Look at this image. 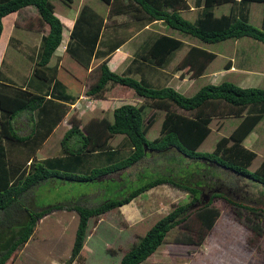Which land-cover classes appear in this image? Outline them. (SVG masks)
I'll list each match as a JSON object with an SVG mask.
<instances>
[{
	"label": "trees",
	"instance_id": "1",
	"mask_svg": "<svg viewBox=\"0 0 264 264\" xmlns=\"http://www.w3.org/2000/svg\"><path fill=\"white\" fill-rule=\"evenodd\" d=\"M102 1L110 6L112 12L126 13L140 24L162 21L172 30L203 43L248 37L264 44V7L259 28L248 22L249 3L264 5V0H195L198 9L192 21L181 14V10L188 8L186 0ZM224 3L231 4L230 11L216 16L214 8ZM27 6L36 9L38 22L44 30L35 56H29L33 63L32 74L19 84L0 70V264H5L16 250L27 243L37 221L52 211L74 210L78 213L68 258V262L72 263L83 249L91 217L128 204L158 185L168 184L186 191L190 201L174 206L157 219L118 263L140 264L159 248L172 228L185 222L193 213L203 231L212 228L219 212L211 203L216 196L223 194L212 192L208 202H202L204 190L216 189L218 186L211 188V183L206 182L209 173L218 179L224 174L237 179L243 177L264 186V158L255 169L250 170L256 153L243 145L244 139L264 118V86L240 87L222 81L205 84L193 95L187 96L168 83L149 84L144 79L149 74H145L149 71L146 69H163L172 62L175 52L184 46L182 39L165 33L155 36L150 43L144 44L142 50L136 51L137 59L144 62L145 66L140 70V78L114 72L106 62H102L99 64L98 76L85 91V95L91 98L97 96L99 99H109L112 88L119 87L129 91V96L133 94L142 101L123 103L113 109L111 118L90 119L85 124H81L77 116L70 117L67 121L69 128L61 139V146L66 153L38 159L36 153L66 116L76 96L67 93V86L56 75L57 65L51 64L62 42L64 30L52 0H0V36L3 30L2 17ZM86 11L87 4H84L70 31L71 40L76 25ZM92 29L85 45L90 55H96L102 20L94 24ZM121 43L112 40L101 54L109 56ZM215 55V52L191 45L174 70L187 67L192 71V78L199 77ZM245 62L248 63L243 58L236 59V62L235 59H228L226 69H230L232 63L241 67ZM79 86L78 89L82 87ZM218 104L222 105L221 110ZM174 106L184 112H177ZM159 111L163 112L159 134L148 139V130L154 126ZM23 113L30 122V130L19 134L14 121L24 116ZM219 114L237 117L239 122L229 135H223L216 141L211 151H199L211 131L210 123ZM115 135H123L120 147H112L108 143ZM147 157L164 158L168 166L163 171L149 169L139 173L133 181L138 182L134 184L135 187L121 195L106 198L90 207L77 203L36 204L33 192L41 183L55 179L95 181L103 175L129 168ZM225 198L232 204L252 209L241 202ZM197 201H201V204L195 211L191 210ZM260 210L264 215V208ZM260 230V226L254 225L253 232L257 234Z\"/></svg>",
	"mask_w": 264,
	"mask_h": 264
},
{
	"label": "rangeland",
	"instance_id": "2",
	"mask_svg": "<svg viewBox=\"0 0 264 264\" xmlns=\"http://www.w3.org/2000/svg\"><path fill=\"white\" fill-rule=\"evenodd\" d=\"M52 1L55 5L56 15L62 18L66 26V17L72 19L75 17V13L78 15L82 5L87 4V11L85 14L83 13V18L76 25L72 40L68 37L69 41L71 40L69 43L71 45L65 56V60L73 57V62L77 63L76 65L73 62L67 63L68 70L73 75L65 71L63 78L64 81L68 80L67 93L76 96V101L68 107L63 121L38 150V158L66 153L61 146V139L64 131L69 128L67 121L70 117L77 116L81 119V124H85L90 119L94 121L100 117L111 118L113 109L123 103L142 101L133 94L129 96V91L119 87L112 88L111 95L114 97L110 95L111 98L105 100L99 99L97 96L91 98L85 95V91L98 76L99 64L102 62H106L112 71L119 74L141 77L142 72L140 70L144 69V62L130 64L128 60L122 61L120 60L121 53L112 56L101 54V51L107 50L114 38H125L124 36L129 35L128 32L135 29L129 24L123 25V23L131 20L129 15L125 14V18L120 17V19L114 18L112 11L110 10V13L107 11V4L101 0ZM228 10L229 4L224 3L218 5L214 12L216 16H219L222 13H227ZM262 11V3L250 2L248 22L259 28ZM181 14L192 21L195 18L196 10L193 12L183 10ZM105 18L107 19L106 23ZM101 20L102 30L97 47L98 53L90 55L85 40L89 31L93 30L94 24ZM38 21V13L34 7L23 9L19 13L18 23L20 27L11 26L12 31L10 30L8 33L9 39L13 38V40L11 42L9 40L10 45L7 44L9 46L8 53L4 62L0 61V70L19 84H22L24 79L32 74L33 63L29 56H35L36 50L39 49L41 34L39 29L41 32L43 31ZM28 23L34 25L33 28ZM130 23L135 22L131 20ZM135 24L140 25V23ZM70 28L72 27L68 25L64 31L68 33ZM4 31L6 33L7 29ZM162 33L182 39L184 47L175 52L170 64L163 69L151 70V74H148L149 79L144 77L146 81L150 82H148L149 84L168 83L187 96L193 95L205 84L222 81L232 82L240 87L264 86V44L248 37L226 39L207 44L197 38L172 30L161 21H156L149 24L148 28L142 30L136 38H132L126 45V49L135 48L139 41L145 37L152 40ZM191 45H197L215 52L216 55L208 63L207 70L219 72H216L213 77L210 76L211 72H209L192 78V71L188 70L187 67L182 68V70H174V67L179 64ZM61 47L62 44L56 51V55L60 54ZM227 58L235 59V62L236 59H245L248 62L245 64L250 71H240V69L223 71ZM137 65L138 68L135 69L134 67ZM70 67H74V69ZM180 74H183L184 77ZM75 77L85 82L80 88L81 90L78 89L80 82ZM78 90L80 91L78 92ZM221 106L218 104V108ZM174 110L184 112L175 106ZM220 114L210 123L211 131L199 147V151H211L216 141L223 135H229L239 122L237 117ZM24 117L14 121V126L19 134H25L30 130V122L26 114ZM162 119L163 112L159 111L154 126L148 130V139H153L159 134ZM122 141L123 135H115L110 138L108 143L112 147H120ZM243 145L256 153V157L249 168L253 170L264 158V118L246 137ZM165 166H168V162L164 158L147 157L129 168L103 175L95 181L75 182L61 179L47 181L41 183L33 194L37 205L77 203L90 207L106 198L121 195L126 190L133 189L134 184L138 183L136 181L133 183V181L139 173L149 169L163 171ZM126 174L129 175V178ZM120 178L123 181H120ZM216 179H218L217 176L208 174L205 178L206 182L211 183V188H215L216 185L218 188L205 189V194L202 197V202H208L206 201L207 197L209 198L212 192L219 191L223 194V196H216L211 203V206L219 212L212 228L203 231L195 213H193L185 222L172 228L159 248L140 264H264V215L260 210L264 208V186L246 178L237 179L228 174L222 175L218 180ZM225 196L233 201L248 205L252 209L232 204ZM189 201L190 196L186 191L168 184H162L135 197L128 204L99 216L91 217L83 249L72 263L68 262V258L78 223V213L74 210L52 211L37 221L33 235L27 243L12 254L5 264H118L124 253L144 235L157 219L167 214L174 206ZM200 202L194 203L191 210L195 211L194 209L201 204ZM254 225L260 226L261 230L257 234L253 232Z\"/></svg>",
	"mask_w": 264,
	"mask_h": 264
},
{
	"label": "crops",
	"instance_id": "3",
	"mask_svg": "<svg viewBox=\"0 0 264 264\" xmlns=\"http://www.w3.org/2000/svg\"><path fill=\"white\" fill-rule=\"evenodd\" d=\"M102 1V0H101ZM104 2V1H103ZM105 3V2H104ZM186 3H187V7L188 8H186V9H184V10H187V11H189V12H193V11H195L196 10V12H197V9L198 8H196L195 7V0H186ZM255 3H257V2H255ZM225 4H229V10H228V12L230 11V9H231V4L230 3H225ZM120 5H121V3H120ZM221 5V4H220ZM108 6V8H107V11H108V13H110V6L109 5H107ZM28 7H31V6H27V7H24L23 9H26V8H28ZM116 7V6H115ZM217 7V6H216ZM215 7V8H216ZM263 7H264V5H263ZM214 8V9H215ZM23 9H21V10H23ZM21 10H19V11H17V12H13V13H10V14H8V15H6V16H4V17H2V24H3V30H2V33H1V36H0V61H3L4 62V60H5V58H6V56H7V53H8V48H9V46L8 45H10V43H9V37H8V33H9V31L11 30L12 31V29H11V26H19V23H18V19H19V13H20V11ZM182 11L183 10H181V13H182ZM227 12V13H228ZM263 12V11H262ZM215 13V12H214ZM125 14L126 13H122V12H119V13H116V12H112V16L115 18V17H117V18H119L120 19V17H124L125 18ZM222 14H226V13H222ZM126 15H128V14H126ZM216 15V14H215ZM221 15V14H220ZM59 16V15H58ZM74 16L75 17H73L72 19L71 18H67L66 17V21H67V26L69 25L70 27H73V24H74V20H75V18H76V13L74 14ZM111 16V17H112ZM195 16H196V14H195ZM248 16H249V6H248ZM130 18H131V16H129ZM262 17H263V15H262ZM60 19L62 20V18L60 17ZM119 19H117V20H119ZM15 20H16V22H15ZM107 19L105 18V23L107 22L106 21ZM131 20H132V22H135V23H139V22H137L135 19H133V18H131ZM131 20L130 21H127L126 23H123V25H131L132 27H134L135 29L132 31V32H128L129 33V35L128 36H124L125 38H114V42H116L117 40L118 41H122V43L118 46V48H116L110 55L112 56L113 54H119V53H121V59L120 60H125V61H129V63L130 64H135L136 62H139V63H141L142 61L141 60H138L137 59V56H136V51H138V50H142L141 48L144 46V44L145 43H150V39L148 38L147 39V37H145V38H143V39H141L140 41H139V43L137 44V46L135 47V48H128V49H126V45L130 42V40L132 39V38H136L138 35H140V32L142 31V30H144V29H146V28H148V25L149 24H151V23H153V22H151V23H147V24H140L139 26L138 25H136L135 23H130L131 22ZM262 21V20H261ZM63 22V21H62ZM154 22H156V21H154ZM162 22V21H161ZM40 24V23H39ZM38 24V25H39ZM63 24H64V30L67 28V26H66V24L63 22ZM122 24V23H121ZM120 24V25H121ZM28 25L29 26H31V28H33V26L31 25V23H28ZM40 26V25H39ZM20 27V26H19ZM30 28V29H31ZM41 28V30H43V27H40ZM5 29H7V32L5 33ZM72 28H70V29H68V33L70 34V30H71ZM63 30V39H62V42H61V44H62V47H61V49L59 50L60 51V54L58 55H56L55 54V58L52 60V62H51V64L52 65H57V68H58V72H57V76H58V78L59 79H61V81H63V83L67 86V88H69V86L67 85V83H68V80H66V81H64L63 80V78H64V73H65V71L67 72H69L70 74H72L68 69H69V66L67 65V63H71V62H73V60H72V58H70V59H67V60H65V56H66V50H69V48H70V45L71 44H69L70 42H71V40L69 41V39H68V37H69V35H68V33L66 32V31H64ZM3 31H4V33H3ZM39 32L41 33L40 34V37H39V39L41 38V35H42V33H44V30L41 32L40 31V29H39ZM142 34V33H141ZM144 35V34H143ZM169 35H171V34H169ZM172 36H174V35H172ZM64 37H65V40H64ZM147 40H148V42H147ZM63 41H65L64 43H63ZM11 42V41H10ZM9 43V44H8ZM8 44V45H7ZM60 44V45H61ZM7 45V46H6ZM60 45L58 46V48L56 49V51L60 48ZM184 47V46H183ZM182 47V48H183ZM56 51H55V53H56ZM118 52V53H117ZM183 56V55H182ZM181 58V57H180ZM228 59H230V60H232V58H227V60ZM226 60V61H227ZM73 64H77L76 62H73ZM226 64V65H225ZM225 64H224V66H223V71H235L236 69H240V71H242V70H246V71H250V70H248V67H247V65L245 66V64L244 65H241V67H235V65L232 63V64H230V69H226V67H227V63L225 62ZM71 68V67H70ZM135 69H137L138 68V65H137V67H134ZM71 69H74V67L73 68H71ZM130 69H132V68H130ZM154 68H152V67H148L146 70H149V71H147L149 74H151V70H153ZM156 69V68H155ZM208 69V66L206 67V69H205V71H204V73H203V75L204 74H206V73H209V72H211V74H210V76L211 77H213L214 76V74L217 72H219V71H217V70H215V71H208L207 70ZM246 71H244V73H246ZM146 72V73H147ZM145 73V74H146ZM175 74V73H174ZM173 74V75H174ZM73 75V74H72ZM77 77V76H76ZM75 77V78H76ZM77 79V78H76ZM75 81V80H74ZM77 81L78 82H80V85H83V83H85L84 81H80V79H77ZM73 82V81H72ZM105 100V99H104ZM24 116H20V117H18L19 119H21V118H23ZM25 118V117H24ZM62 121H63V119H62ZM61 121V122H62ZM27 122V121H26ZM60 122V123H61ZM60 123L56 126V127H58L59 125H60ZM257 126V125H256ZM56 129V128H55ZM54 129V130H55ZM67 130V129H66ZM65 130V131H66ZM64 131V132H65ZM54 132V131H53ZM64 134V133H63ZM246 139V138H245ZM245 139H244V141H243V143L245 142ZM38 153V152H37ZM36 153V157H37V154ZM38 158V157H37ZM38 159H42V158H38Z\"/></svg>",
	"mask_w": 264,
	"mask_h": 264
},
{
	"label": "water",
	"instance_id": "4",
	"mask_svg": "<svg viewBox=\"0 0 264 264\" xmlns=\"http://www.w3.org/2000/svg\"><path fill=\"white\" fill-rule=\"evenodd\" d=\"M208 199H209V198L207 197V200H206V201H208Z\"/></svg>",
	"mask_w": 264,
	"mask_h": 264
},
{
	"label": "clouds",
	"instance_id": "5",
	"mask_svg": "<svg viewBox=\"0 0 264 264\" xmlns=\"http://www.w3.org/2000/svg\"><path fill=\"white\" fill-rule=\"evenodd\" d=\"M75 106V105H74Z\"/></svg>",
	"mask_w": 264,
	"mask_h": 264
}]
</instances>
